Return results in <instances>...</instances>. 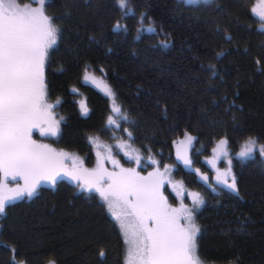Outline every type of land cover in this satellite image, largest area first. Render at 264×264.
Instances as JSON below:
<instances>
[{
    "label": "trees",
    "instance_id": "16d2710c",
    "mask_svg": "<svg viewBox=\"0 0 264 264\" xmlns=\"http://www.w3.org/2000/svg\"><path fill=\"white\" fill-rule=\"evenodd\" d=\"M257 1L131 0L135 14L127 18L116 0H51L46 7L50 16L69 14V19L55 21L63 35L46 66L49 102L59 99L56 119H65L59 136H42L34 129L33 138L93 168L97 149L87 135L98 136L124 167L135 166L115 147L111 133L99 130L109 115L123 121L112 113L104 91L83 79L86 67L96 73L116 91V104L139 122L144 135L155 134L143 144L151 146L162 170L173 166L172 181L186 185L184 189L208 188L197 212L202 228L198 243L200 258L213 264H264V158L257 152L254 158L235 160L238 195L222 185L213 191L177 161L171 142L183 139L185 130L199 136L200 150L191 159L202 173L210 172L205 158L212 154V141L225 133L232 151L249 136L264 143V74L258 70L264 67V21L252 11ZM140 13L147 16L142 25ZM117 21L126 28L115 29ZM209 65L215 66L214 73ZM79 99L87 101L88 116L82 115ZM116 135H122L119 129ZM148 171L152 168L143 174ZM15 186L9 178L8 187ZM165 188L168 202L176 207L181 199L170 184ZM11 201L0 214V264H12L13 256L16 264H101V246L107 252L104 264H125L127 245L119 224L95 190L62 176L55 184L42 182L31 197Z\"/></svg>",
    "mask_w": 264,
    "mask_h": 264
},
{
    "label": "snow or ice",
    "instance_id": "6c2138e0",
    "mask_svg": "<svg viewBox=\"0 0 264 264\" xmlns=\"http://www.w3.org/2000/svg\"><path fill=\"white\" fill-rule=\"evenodd\" d=\"M36 2V7H21L15 0H0V214L5 213L10 200L36 194L42 182L55 184L58 177L68 176L78 187L99 193L115 217L127 245L125 264H203L198 243L202 228L197 223V212L205 204L204 197L199 192H191V206L183 202V184L174 183L170 176L173 166L163 165L162 170V162L155 159L151 146L143 144L144 139H155V134L151 137L144 135L139 122L122 105L116 104L117 93L111 86L103 87L105 95L112 101L111 111L129 127H124L114 115H109L99 130L111 133L115 147L134 167H124L113 155L111 146L99 143L98 136L87 135L97 149L93 168L85 167L78 156L58 151L33 138L34 129L39 130L42 136L61 134V121L65 118L56 119L54 109L60 103L59 99L55 103L49 102L52 89L46 66L51 59L50 50L63 35L62 26L55 21L69 19L68 13L47 14L46 7L51 0ZM186 2L192 4L199 0ZM212 2L204 0V3ZM116 4L126 18L135 14L131 0H116ZM252 11L264 20V0ZM146 18V13L139 14L141 25ZM114 28H126V25L117 21ZM261 29H264V23ZM147 30L154 31L151 26ZM227 39L231 40V37L227 36ZM219 55L222 54L217 53ZM256 63L261 64L259 60ZM209 68L215 72L214 65H209ZM258 70L264 74V67ZM99 71L104 70L101 68ZM83 79L100 83L87 71V67ZM80 110L84 116L90 112L84 101L80 102ZM116 129L122 135L117 136ZM133 141H140L142 148L134 147ZM199 141V136L185 130L183 139L171 142L175 145L177 161L196 173L199 169L193 168L191 154L200 150L196 147ZM231 142L227 133L212 141L214 147L209 163L216 170L217 184L238 195L240 189L238 177L232 170L233 159L244 161L254 158L257 152L264 158V143L249 136L238 153H231ZM222 159L228 165L223 170L217 167ZM108 162H111V169ZM148 167L152 171L144 175L143 170ZM9 178L16 182L14 188L8 187ZM201 179L208 181L207 176H201ZM166 184H170L181 197L179 206L173 207L168 202L164 194ZM211 187L213 191L217 190L216 185ZM11 250L16 251L15 248ZM97 254L104 264L107 255L104 246L98 249ZM12 264H16L14 256Z\"/></svg>",
    "mask_w": 264,
    "mask_h": 264
},
{
    "label": "rangeland",
    "instance_id": "374dc122",
    "mask_svg": "<svg viewBox=\"0 0 264 264\" xmlns=\"http://www.w3.org/2000/svg\"><path fill=\"white\" fill-rule=\"evenodd\" d=\"M199 1H204V0H199ZM15 2L16 3H18L21 7H23L24 5H30V6H32V7H36V6H38L37 5V2H35V3H33V4H29V3H20L19 2V0H15ZM261 3V0H258L257 1V4H255V6L254 7H257L259 4ZM48 14V13H47ZM257 14V13H256ZM48 15H50V14H48ZM258 15V14H257ZM258 17H259V15H258ZM260 18V17H259ZM261 19V18H260ZM264 21V20H263ZM58 24V23H57ZM90 73H92V72H90ZM93 74V77H94V79L96 80V81H99L100 83H94L92 80H88V81H85V82H87V84H92L93 86H95L97 89H99V90H102L103 91V87H104V85H107L106 83H105V81L100 77V76H98L96 73H92ZM81 101H84V103L86 104V106H87V101L85 100V99H79V105H80V102ZM243 145H241L240 146V148L239 149H237L236 151H232L231 149H230V152L231 153H238L239 151H240V149H241V147H242ZM211 157H212V154L210 155V156H208L207 158H205V163H206V165L209 167V170H210V172L208 171V173H202V172H200L199 171V178H201V176H207L208 177V181L207 182H205V181H203L202 179V181L203 182H205L206 184H208L209 182H210V180L212 179V177H215V175H216V170L212 167V165L209 163V161L211 160ZM236 159H238V158H234L233 159V162H232V170H233V172H234V167H233V165H234V162H235V160ZM180 163V162H179ZM182 164V163H181ZM228 165H227V162H226V160H221V161H219L218 162V164H217V167H219L221 170H223V169H225L226 167H227ZM184 186H186V185H183V187ZM174 192H175V190H174ZM191 192H199L203 197H204V199H205V196H206V194H208L209 192H208V188L205 186V187H196V188H193V187H190V186H187V187H185V189H184V199H183V201L184 202H187V205H189V206H191V195H190V193ZM176 193V192H175ZM180 199H181V197L180 196H178ZM15 200V199H14ZM14 200H12V201H14ZM11 201V202H12ZM179 204H180V201H178V204L176 205V207L177 206H179ZM109 213L112 215V213L109 211ZM113 216V215H112ZM114 217V216H113ZM115 218V217H114ZM202 260V262H203V264H213V263H210V262H208V261H205V260H203V259H201ZM21 264H24V263H22L21 262ZM50 264H52V263H50ZM215 264V263H214Z\"/></svg>",
    "mask_w": 264,
    "mask_h": 264
},
{
    "label": "flooded vegetation",
    "instance_id": "af4514ba",
    "mask_svg": "<svg viewBox=\"0 0 264 264\" xmlns=\"http://www.w3.org/2000/svg\"><path fill=\"white\" fill-rule=\"evenodd\" d=\"M195 169H200L198 166H195L194 167ZM200 171V170H199ZM218 185L219 186V184H217V182H216V180H215V177H212V179L210 180V182H209V185L208 186H210L211 187V185Z\"/></svg>",
    "mask_w": 264,
    "mask_h": 264
}]
</instances>
